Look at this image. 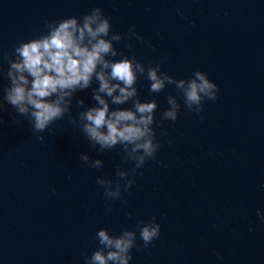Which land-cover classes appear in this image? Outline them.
Returning <instances> with one entry per match:
<instances>
[{"label": "clouds", "instance_id": "1", "mask_svg": "<svg viewBox=\"0 0 264 264\" xmlns=\"http://www.w3.org/2000/svg\"><path fill=\"white\" fill-rule=\"evenodd\" d=\"M111 27L110 18L100 7L81 17L45 19L44 30L35 38L19 42L8 57L4 76L9 84L3 87L0 97V109L5 104L12 106L17 115L30 120L34 132L43 133L72 112L77 92L91 89L95 103L86 106L83 99H77L75 107L83 110L78 111L73 122L78 123L97 156L119 148L122 162H132L130 170L117 166L115 181L96 177V184L103 188L109 213L113 209L108 201L126 203L123 192L136 184L134 177L143 175L142 169L148 161L156 159L164 142L158 138L156 127L161 128V137L166 135L164 122L175 123L182 108L202 121L205 103L215 102L219 93L218 85L202 70L176 79L162 70L163 60L145 62L135 55H125L115 43L123 41L125 48L131 49L132 38L141 43L147 41L134 27L127 33H114ZM117 56L120 59H114ZM140 78L148 82L150 94L174 87L183 103L178 102L177 96L168 95V107L157 121L159 105L155 98L141 100L137 88ZM94 82L96 87H93ZM128 104L131 107H124ZM12 119L20 123L15 116ZM37 138L45 139L42 135ZM79 159L90 169H99L104 164L102 159H91L87 153H81ZM127 215L131 218L133 213ZM257 215L264 219L259 210ZM137 232L142 245L137 244ZM160 233L161 225L156 216L138 220L134 228L125 227L117 235L100 228L95 234L98 247L91 255L83 253L82 259L84 264H130L132 250L148 248Z\"/></svg>", "mask_w": 264, "mask_h": 264}]
</instances>
